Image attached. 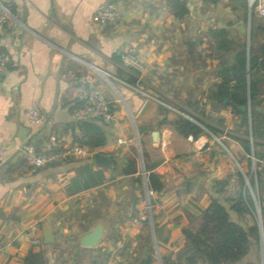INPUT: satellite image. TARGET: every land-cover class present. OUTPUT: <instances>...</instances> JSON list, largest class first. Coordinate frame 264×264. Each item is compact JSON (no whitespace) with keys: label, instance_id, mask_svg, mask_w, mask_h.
Instances as JSON below:
<instances>
[{"label":"crops","instance_id":"crops-1","mask_svg":"<svg viewBox=\"0 0 264 264\" xmlns=\"http://www.w3.org/2000/svg\"><path fill=\"white\" fill-rule=\"evenodd\" d=\"M167 1L0 0L16 22V25L0 23V48L9 58L0 77V146L8 148L7 161H11L9 165L7 161L0 165V245L5 247L0 264H25L30 250H47L50 264H92L91 260L99 261L103 254L107 258L102 264H136L144 255L136 252V246L147 225L138 226L132 220L145 211L146 185L142 174L139 183L134 180L138 174L115 172L117 164L126 163L131 147L135 146L136 130L118 93L103 74L95 73L90 66L118 77L121 72H129L124 56L132 55L142 64L137 76L139 88L189 109L180 100L186 98L190 80L182 81L193 75L184 74L182 65L172 64L179 48L175 46L182 36L205 31L210 26L227 27L235 34L228 22L242 13L227 5L223 15L227 21L212 25L204 17L216 15L215 7L220 0L212 3L185 0L190 10L185 20L172 14ZM110 2L116 4L120 18L116 22L96 21L98 9ZM238 22L234 25L236 29ZM217 64L218 60L208 58L205 71ZM85 76L113 105L115 118L111 125H106L108 143L102 152L113 158L115 166H97L93 158H69L31 171L25 158L27 146L40 151L52 136L56 145L76 143L70 126L76 119L70 106L85 89L81 81ZM166 78L181 92L180 100L168 93ZM217 82L214 74H204L202 89L206 93ZM116 86L136 115L145 97L129 85L116 83ZM202 101L210 118L197 115L199 120L222 138L241 165H251V154L242 146L247 138L248 114L244 121L231 106L216 112L206 95ZM32 106L38 109L41 125L32 123L26 115ZM175 115L170 111L158 114L157 108L149 121L139 120L137 124L140 147L149 163L159 161L154 171L165 183L164 192L153 193L152 204L158 252L161 258L169 257L170 264H174L184 246L182 230L189 224L188 215L198 212L195 205L204 207L212 196L219 195L217 182L225 180L233 166L230 156L208 136L190 139L178 134L173 126ZM248 131L249 139L251 127ZM75 132L81 135L78 128ZM118 139L124 142L118 143ZM255 142L257 157L264 158V136ZM85 163L90 164L92 171L101 172V178L87 188L76 186L68 192L78 169ZM255 182L258 189L257 179ZM87 210L95 212L91 216L94 222L89 225L83 219V224L89 227L82 230L78 220ZM250 214L240 218L232 213V217L251 224ZM99 223L104 224L105 233L100 244L82 245L81 235ZM35 224L36 233L32 230ZM46 225L54 236L51 244L44 242ZM59 228L64 233H73L77 244L67 242L54 247ZM36 235L42 238L41 245L33 243ZM150 258L151 264H156L153 254Z\"/></svg>","mask_w":264,"mask_h":264},{"label":"trees","instance_id":"trees-1","mask_svg":"<svg viewBox=\"0 0 264 264\" xmlns=\"http://www.w3.org/2000/svg\"><path fill=\"white\" fill-rule=\"evenodd\" d=\"M214 0H204L213 2ZM168 7L172 14L181 20L190 13L185 0H168ZM230 6L234 11L241 10L237 19L229 21L228 24L235 29V34L229 28L210 26L205 31L196 34L189 33L182 36L175 48V58L172 60L174 66H183L184 74H192L186 98L181 99V92L171 86V79H164V85L168 86V93L172 94L187 106L193 113L202 118H210L206 114V103L202 101L203 95L211 101L213 111L219 112L228 106L245 118L247 111H242L240 106H261L264 105V18L252 14L250 20V40L249 44L246 36L240 33L239 29L234 28L236 22L247 19V0H232ZM190 23V22H189ZM194 29H197L196 25ZM207 47H203V44ZM7 54L0 48V55ZM218 60L216 66L207 69V59ZM129 72H121L118 77L127 82L137 85L139 70L128 67ZM212 73L218 78L219 82L214 83L206 93L202 89L204 74ZM82 105V101L75 100L70 106L73 112ZM169 110L164 106H158V114L168 113ZM173 126L177 133L185 138L198 139L206 135L212 139L200 125L194 121L176 114ZM264 114L252 111L251 135L257 139L264 136V121L261 119ZM73 130L74 141L80 145L87 146L93 151L102 152L103 147L108 143L106 124L101 118L90 117L74 120L70 125ZM78 128L81 135L75 132ZM141 131V128H140ZM213 132H215L212 129ZM246 139L242 141V146L246 153H252V143L248 139L249 131H246ZM207 143L204 145L206 148ZM254 145V143H253ZM255 152V151H254ZM255 156L256 152L254 153ZM144 158V170L146 172L147 186L153 192L162 193L165 191V183L162 176L154 169L159 161L149 163L147 154L142 148ZM7 161L6 164H10ZM116 173L134 176L135 181L141 182V168L139 155L136 146L131 147V152L127 156L126 163L115 168ZM264 172H258V194L260 198V208L263 215L264 227ZM101 172H94L90 169V164L85 163L78 169L77 176L72 181V186L68 192L78 186L87 188L95 184L101 178ZM264 177V175H263ZM244 180L242 179V182ZM227 179L218 181L219 195L212 196L204 207L195 205L197 213L189 214V224L184 227L182 233L185 237L184 246L178 251L174 264H262L261 242L259 227L256 223L247 224L242 220H235L232 213H236L240 218L247 213H252L254 204L249 193L244 196L240 193L236 198L229 199L224 195V187ZM95 211V209H94ZM92 210H87L83 217L78 220L82 230L88 229L94 222L91 216L95 214ZM89 225H84L82 220ZM91 219V220H90ZM88 220V221H87ZM154 220V217H153ZM154 233L156 237L157 226L154 220ZM150 230H146L138 237L136 252L141 254L154 253ZM76 243L73 233L67 234L63 229H56V241L54 247H60L63 243ZM77 244V243H76ZM47 250H30L25 258V264H50ZM103 254L101 260H91L92 264H102L106 260ZM162 264H170L169 257H162Z\"/></svg>","mask_w":264,"mask_h":264},{"label":"built area","instance_id":"built-area-1","mask_svg":"<svg viewBox=\"0 0 264 264\" xmlns=\"http://www.w3.org/2000/svg\"><path fill=\"white\" fill-rule=\"evenodd\" d=\"M247 5L249 7L250 16L252 15V13H254L257 16L264 18V0H247ZM119 18H120V12L117 9L116 4L113 2L102 5L98 9L95 15V20L102 23L116 22ZM0 23L2 24L9 23L16 25V22L12 19V16L9 13V11L1 4H0ZM8 59L9 58L7 54L0 55V77L4 74L6 70ZM124 64L128 67H132L137 70H140L142 68V64L138 60H136L132 55H128V54L124 56ZM90 67L95 73L97 72L99 74L100 73L103 74L107 79V81L110 83V85L114 88V90L118 94H120V91L118 90L116 83L129 85L132 89L136 90L141 95H143L145 99H152L158 105L167 108L170 112L187 117L188 119L200 125L208 134H210L213 137V141L216 142L226 152V154L230 156V158L232 159L231 163L234 162V164L232 163L233 164L232 169L228 177L226 178L227 183L224 187L225 197L229 199H234L240 193H242L244 196H246V193H249L250 196L252 195V197H254V192L251 188L250 180L246 175V173L244 172L240 162L235 158V156L232 154V152L227 147V145L222 140V138L214 135L202 123V121L199 120L198 116L195 113H193L191 110L185 108L182 105L166 102L163 99L157 97L156 95L142 90L137 85L127 84L120 78L115 77L105 71H102L97 67H93V66ZM81 81L85 89L82 91V93H80V95H78V99L82 101V105L73 111L74 119L80 120L84 118L96 117V118H101L106 125H111L115 118V113L113 110L112 103L106 98V96L100 91V89L96 85H94V83L91 81V78H89V76L82 77ZM26 115L28 119L36 125H41L43 122L36 107L32 106L28 108L26 111ZM130 115L133 123L135 124L136 123L135 114L132 111H130ZM134 126L137 129V126L136 125ZM136 132L137 134H139L138 130H136ZM249 140L252 143V153L250 155L252 160V170L255 173L262 172L264 171V158H258L255 156L253 152L254 141L252 135H250ZM123 142H124L123 139H118V143H123ZM97 152L100 151L98 150L93 151L89 147L80 145L78 143H72L63 146L56 145V138L52 136L49 142H47L41 148L40 151H37V149L34 146L31 145L27 146L25 149V156H26L25 158L31 171L35 172L38 169L45 166L46 164H52V163L64 161L69 158H79L83 160H86L88 158H93L95 153ZM8 157H9L8 148L6 146H0V165L5 161H7ZM141 174L143 176L144 183L146 185L147 205L145 207L146 210L141 215L134 218L132 221L134 222V224L138 226H142L144 224L148 225L152 235L155 237L154 220L152 215L153 207H154L152 204V196L154 192L150 190L147 186V178H146V172L144 170V166L142 167ZM242 179L244 180L243 182ZM252 213H254V210H252ZM32 230L36 233L38 231V226L36 224L33 225ZM33 243L35 245H41L42 238L36 235L33 238ZM154 247L158 252L156 237L154 239ZM4 251H5V247L0 245V255L4 253Z\"/></svg>","mask_w":264,"mask_h":264},{"label":"rangeland","instance_id":"rangeland-1","mask_svg":"<svg viewBox=\"0 0 264 264\" xmlns=\"http://www.w3.org/2000/svg\"><path fill=\"white\" fill-rule=\"evenodd\" d=\"M231 1L232 0H220L219 3H218V5H217V7H215L216 8V10H215L216 15L211 16V17L210 16L209 17L208 16H205L204 17V21L206 23L208 21H210L212 25L213 24H217V22H219V21H223L225 23L227 20L224 19L223 15L225 13L226 6L227 5H230ZM246 12H247V14H246L247 15V19H246L245 22H243V24L245 26V29L247 30L246 40H247V42L249 44V40H250V24H251L250 23V20H251V16L252 15L250 16L248 5H247ZM252 14H254V13H252ZM199 21H200V19L198 20V22ZM118 96H119L121 105L124 107V110L127 113L126 115L132 121V118H131V115H130L131 109L129 108V105L127 103V100L125 99V97L122 96L121 93L118 94ZM135 117H136V115H135ZM261 119H263L262 121H264V116L261 117ZM138 121L139 120L137 118H136V123L135 124L132 121L133 125H136L137 126ZM251 122H252V117L251 116L250 117L248 116L247 119H246V127H247L248 130L251 127ZM134 128H135V126H134ZM135 130H137V129L135 128ZM138 139H140V134H137V132H136V136H135V139L133 140V142L135 143V146L137 147V150H138L139 164H140V168H141V171H142V167L144 166V158H143V155H142V149L139 146ZM212 139H213V137H212ZM253 143H254L253 148H254V150L256 152V142L254 141ZM235 158H236V156H235ZM261 158H263V157H261ZM237 160L240 161L239 159H237ZM232 163L234 164V162H232ZM242 166L244 168L243 169L244 172L246 173V175L248 176V178L250 180L251 188H252V190L254 192V197H252V195H251V198H252V201H253V204H254V209H253L254 210V213H251L250 214V222H251V224L252 223H256L258 226H260L259 232L261 230L262 231L261 233L263 234V237H264L263 215H262L261 208H260V198H259L258 190H257V188L255 186L256 185L255 179H256L257 173H255L252 170V163H251V165H245V164H243ZM142 178H143V176H142ZM143 182H144V179H143ZM144 205H145V207L147 205L146 198L144 199ZM152 215H153V213H152ZM145 227H146V224H145ZM143 229H144V231L150 230V228H149L148 225H147V228H143ZM150 232H151V230H150ZM151 237H152V244H153V247H154V239H155V237L152 234H151ZM261 254H262V250H261ZM153 256H154L153 261H156V264H162V260L160 259L161 256H160L159 252H157V250H156L155 247H154Z\"/></svg>","mask_w":264,"mask_h":264},{"label":"water","instance_id":"water-1","mask_svg":"<svg viewBox=\"0 0 264 264\" xmlns=\"http://www.w3.org/2000/svg\"><path fill=\"white\" fill-rule=\"evenodd\" d=\"M237 27L240 30V33L244 36H247V30L245 29V26L243 22H238ZM158 104L153 101L152 99H146L141 109L136 114V118L140 121H149L154 115L158 108ZM240 109L242 111H247L248 116H251L252 111H257L262 114H264V105L261 106H240ZM159 132L155 131L154 135L158 136ZM95 163L97 166L101 167H114L115 162L113 158L103 152H97L95 153L93 157ZM260 228V226H258ZM260 230V242H261V250H262V264H264V237ZM104 224L99 223L96 225L93 229H91L89 232L81 235L80 237V243L84 246H90L95 247L100 244L101 239L104 237ZM54 241V236L51 232V229L49 226H45L44 228V242L46 244H51ZM136 264H151V258L149 254H144L142 258L136 263Z\"/></svg>","mask_w":264,"mask_h":264}]
</instances>
